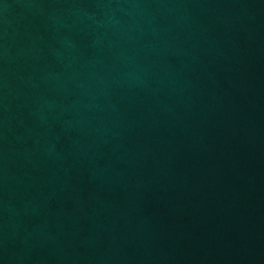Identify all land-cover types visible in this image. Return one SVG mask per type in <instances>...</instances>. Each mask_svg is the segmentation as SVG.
<instances>
[{
  "label": "water",
  "instance_id": "obj_1",
  "mask_svg": "<svg viewBox=\"0 0 264 264\" xmlns=\"http://www.w3.org/2000/svg\"><path fill=\"white\" fill-rule=\"evenodd\" d=\"M0 264H264V0H0Z\"/></svg>",
  "mask_w": 264,
  "mask_h": 264
}]
</instances>
